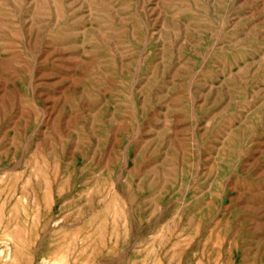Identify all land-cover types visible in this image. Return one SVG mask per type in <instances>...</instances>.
Here are the masks:
<instances>
[{
    "label": "rangeland",
    "instance_id": "obj_1",
    "mask_svg": "<svg viewBox=\"0 0 264 264\" xmlns=\"http://www.w3.org/2000/svg\"><path fill=\"white\" fill-rule=\"evenodd\" d=\"M0 264H264V0H0Z\"/></svg>",
    "mask_w": 264,
    "mask_h": 264
},
{
    "label": "bare ground",
    "instance_id": "obj_2",
    "mask_svg": "<svg viewBox=\"0 0 264 264\" xmlns=\"http://www.w3.org/2000/svg\"><path fill=\"white\" fill-rule=\"evenodd\" d=\"M106 3H107V2H106ZM251 105H252V104H251ZM251 105H250V106H251ZM155 165H156V164H155ZM161 165H162V164H161ZM126 186H127V185H126ZM130 187H131V186H130ZM228 187H229V186H228ZM181 190H182V189H181ZM219 190H220V189H219ZM236 192H237V191H236ZM234 196H235V195H234ZM140 216H141V215H140ZM145 216H146V215H145ZM146 218H147V217H146Z\"/></svg>",
    "mask_w": 264,
    "mask_h": 264
}]
</instances>
